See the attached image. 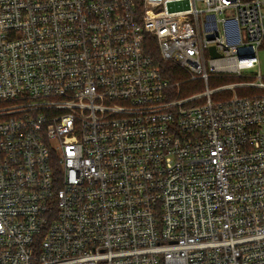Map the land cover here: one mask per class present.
<instances>
[{
  "label": "built area",
  "instance_id": "1",
  "mask_svg": "<svg viewBox=\"0 0 264 264\" xmlns=\"http://www.w3.org/2000/svg\"><path fill=\"white\" fill-rule=\"evenodd\" d=\"M262 52L264 0H0V264H264Z\"/></svg>",
  "mask_w": 264,
  "mask_h": 264
},
{
  "label": "rangeland",
  "instance_id": "2",
  "mask_svg": "<svg viewBox=\"0 0 264 264\" xmlns=\"http://www.w3.org/2000/svg\"><path fill=\"white\" fill-rule=\"evenodd\" d=\"M246 1V0H242ZM260 60L262 62V74L264 76V52L260 54ZM259 72V68L246 71L244 72L245 78H238L236 75H219L215 78H212L209 82V88L211 90H215L217 88H220L222 86L228 85V84H235L238 82L243 81H256L255 75ZM181 90H182V96L183 97H189L195 94H203L207 91V86L203 81H194V82H183L181 84ZM238 89H236L237 92ZM179 91V89H178ZM241 90H238L240 92ZM232 95L231 92H225V93H218L213 95V99L215 100H223Z\"/></svg>",
  "mask_w": 264,
  "mask_h": 264
},
{
  "label": "trees",
  "instance_id": "3",
  "mask_svg": "<svg viewBox=\"0 0 264 264\" xmlns=\"http://www.w3.org/2000/svg\"><path fill=\"white\" fill-rule=\"evenodd\" d=\"M154 58H155L157 66L162 68V70L164 71L163 73L165 74V76L169 77L173 81H177V82L178 81H181V82L185 81L186 75L177 66H175L171 63L163 62L161 60V58L159 57V53L156 54V56H154ZM240 93L241 94H248V93L254 94L255 90H252V91L241 90ZM180 95H181V97H183L182 96V90L180 91Z\"/></svg>",
  "mask_w": 264,
  "mask_h": 264
}]
</instances>
